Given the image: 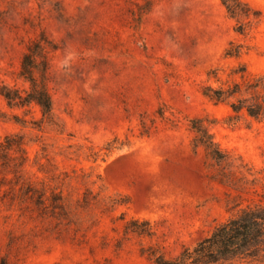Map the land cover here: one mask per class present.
I'll return each mask as SVG.
<instances>
[{"label": "rangeland", "instance_id": "rangeland-1", "mask_svg": "<svg viewBox=\"0 0 264 264\" xmlns=\"http://www.w3.org/2000/svg\"><path fill=\"white\" fill-rule=\"evenodd\" d=\"M243 1L249 16L231 15L222 0H0V84L29 86L22 57L41 33L56 47L53 120L41 123L39 105L11 107L0 94V134L25 135L32 178L50 175L43 163L74 176L75 198L90 187L125 200L59 223L4 202L10 184H2L0 264H155L148 247L175 256L240 207L264 201V119H231L227 102L202 91L242 81L236 68L264 75V0ZM195 117L231 163L195 146ZM220 168L234 186L215 176ZM132 218L148 219L152 234L127 232Z\"/></svg>", "mask_w": 264, "mask_h": 264}, {"label": "trees", "instance_id": "trees-1", "mask_svg": "<svg viewBox=\"0 0 264 264\" xmlns=\"http://www.w3.org/2000/svg\"><path fill=\"white\" fill-rule=\"evenodd\" d=\"M222 2L233 16H249L251 13L250 5L243 0ZM239 26L243 28L244 23ZM54 48L55 45L41 33L30 41L22 57L19 74L29 86L0 84V94L9 106L39 105L42 117L37 120L41 123L46 119L53 120L54 117V100L50 88V52ZM228 53H238V49H231ZM211 72L216 71H210L209 75ZM233 72H242V81L234 80L218 86L204 83L203 93L216 102H227L235 112L231 119H238L243 114L264 119V75L249 76L245 67L236 68ZM14 118L21 123L27 122L20 114H14ZM192 128L196 133L195 146H204L208 155L219 164L231 163L230 154L216 141L204 117L193 118ZM25 145V135L21 132L0 134V187L6 182L10 184L1 198L10 206H17L23 211H37L41 217H52L59 223L65 221L71 224L77 221L79 213L83 210L101 204L111 208L125 202L116 195L100 196L99 192L94 193L90 187H86L82 195L75 198L71 188L74 176L68 171L57 173L53 169H46L43 163L40 164V169L50 175L41 179L32 178L26 171L29 155ZM79 176L87 181L89 175L82 172L77 174V177ZM215 176L228 185L236 184L230 172L224 168H220ZM234 198V195L229 197V201H234ZM239 204L240 202H236L231 207ZM126 231L142 234L153 232L150 221L139 218L130 219L126 223ZM145 250L155 264H228L236 259L264 262V201L240 207L226 220L216 224L213 230L195 245L184 246L175 256H167L155 246Z\"/></svg>", "mask_w": 264, "mask_h": 264}]
</instances>
